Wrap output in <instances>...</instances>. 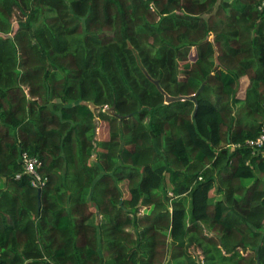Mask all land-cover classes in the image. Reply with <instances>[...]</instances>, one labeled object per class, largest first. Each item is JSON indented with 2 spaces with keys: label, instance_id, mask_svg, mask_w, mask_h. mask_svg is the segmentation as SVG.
<instances>
[{
  "label": "trees",
  "instance_id": "trees-1",
  "mask_svg": "<svg viewBox=\"0 0 264 264\" xmlns=\"http://www.w3.org/2000/svg\"><path fill=\"white\" fill-rule=\"evenodd\" d=\"M259 2L0 0V264H264Z\"/></svg>",
  "mask_w": 264,
  "mask_h": 264
},
{
  "label": "built area",
  "instance_id": "built-area-1",
  "mask_svg": "<svg viewBox=\"0 0 264 264\" xmlns=\"http://www.w3.org/2000/svg\"><path fill=\"white\" fill-rule=\"evenodd\" d=\"M258 8L260 10H264V0H260L258 4ZM245 143L248 146L252 147L253 150L255 148L258 149L264 146V123L261 132L256 137L246 139ZM22 162H23L24 172L28 173L31 176L32 186H34L37 189L41 188V186L45 182V179L38 170L41 164L40 159L37 156L28 154L27 152L24 151L22 153Z\"/></svg>",
  "mask_w": 264,
  "mask_h": 264
},
{
  "label": "rangeland",
  "instance_id": "rangeland-1",
  "mask_svg": "<svg viewBox=\"0 0 264 264\" xmlns=\"http://www.w3.org/2000/svg\"><path fill=\"white\" fill-rule=\"evenodd\" d=\"M194 54H195V52H194V48H193L190 52L189 59H187V63H186V61H180L179 66L181 68H183V67L189 65V61L191 62L194 59ZM245 84L246 83H245L244 78H240L239 88L237 91V97L238 98H243ZM107 138H108V123L106 121H102V120L98 119L97 126L95 127V139L102 141V140H106ZM119 186L122 190L123 195L125 197L128 196L126 181L120 182ZM210 193L214 194V191L211 190Z\"/></svg>",
  "mask_w": 264,
  "mask_h": 264
},
{
  "label": "water",
  "instance_id": "water-1",
  "mask_svg": "<svg viewBox=\"0 0 264 264\" xmlns=\"http://www.w3.org/2000/svg\"><path fill=\"white\" fill-rule=\"evenodd\" d=\"M184 98H190V99H193L194 96L191 95V96H188V97H185V96H170L168 94H165V102H170V101H175V100H181V99H184ZM107 111H110V108H107ZM94 121L96 122V126H97V123H98V118H95ZM37 192L39 193L40 192V188L37 189Z\"/></svg>",
  "mask_w": 264,
  "mask_h": 264
},
{
  "label": "crops",
  "instance_id": "crops-1",
  "mask_svg": "<svg viewBox=\"0 0 264 264\" xmlns=\"http://www.w3.org/2000/svg\"><path fill=\"white\" fill-rule=\"evenodd\" d=\"M242 78H244V80H245V87L247 86V84H248V78L246 77V76H243ZM244 90H245V88H244Z\"/></svg>",
  "mask_w": 264,
  "mask_h": 264
}]
</instances>
